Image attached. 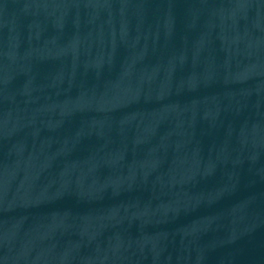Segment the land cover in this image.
<instances>
[{"label":"water","instance_id":"1","mask_svg":"<svg viewBox=\"0 0 264 264\" xmlns=\"http://www.w3.org/2000/svg\"><path fill=\"white\" fill-rule=\"evenodd\" d=\"M0 264H264V0H0Z\"/></svg>","mask_w":264,"mask_h":264}]
</instances>
